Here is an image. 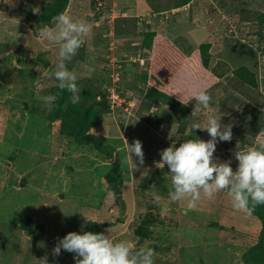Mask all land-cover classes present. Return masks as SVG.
I'll return each mask as SVG.
<instances>
[{"label": "rangeland", "instance_id": "374dc122", "mask_svg": "<svg viewBox=\"0 0 264 264\" xmlns=\"http://www.w3.org/2000/svg\"><path fill=\"white\" fill-rule=\"evenodd\" d=\"M50 1L0 0V74L11 77H0V264H45V260L47 264H76L73 253L62 249L57 257L52 250L69 232L91 231L90 221H100L95 222L99 233L113 241L127 240L137 247L154 249L155 264H246L244 254L257 241L259 220L235 210L226 190L203 199L198 210L185 214L186 201L168 200L171 181L167 166L161 170L155 162L161 159V150L173 142L178 147L192 138V123L203 126L212 112L222 115L223 124L233 125V139L219 142L214 153L219 162L230 160L233 170L238 166L235 151H244L254 146L258 137H264V131H259L252 138L257 128L253 124L259 125L264 119V32L259 31L257 19L264 10V0H192L189 9L194 21L181 11L168 17L161 11L179 0H146L155 11L131 17L127 23L119 9L126 0H120L121 4L116 0L115 5L113 0H101L103 5L97 4L98 8L92 0H69L62 14L88 22L91 31L84 51L78 50L82 58H73L67 67L77 79L109 86L114 104L121 106L125 101L115 90L118 82L143 86L138 75L150 56L135 51L141 44L136 37L118 38L115 34L143 31L145 24L170 35L185 50L211 42L209 69L224 73L218 85L208 90L212 96L208 109L194 100L189 102L200 111L183 134L170 122L163 129L154 124L157 114L167 115L163 103L155 108L153 121H147L142 93L129 90L135 97L122 105L128 114L126 127L120 123L123 111L116 109L91 130L115 147L110 161L94 148H82L61 135L48 117L56 101L49 105L41 99L48 94L57 99L59 93V82L49 75L58 63V48L39 35L43 27L52 26L39 22L44 5ZM127 2L134 5V0ZM242 65L257 72V89L230 87L233 70ZM229 108L231 112H226ZM255 109L260 117L253 113L254 123L248 124ZM239 114L244 118L239 120ZM240 124H247L250 145L241 137ZM137 139L142 142L144 167L150 169L147 176L155 181L162 197L160 206L148 202L151 188L141 190L144 167L132 171L124 163L128 143ZM200 139H210L206 130H201ZM116 160L120 161L116 176L119 193L108 192L103 181ZM148 212L157 216L158 222L151 226L147 238L140 239L134 229ZM25 224L38 232L37 238L27 233Z\"/></svg>", "mask_w": 264, "mask_h": 264}, {"label": "trees", "instance_id": "16d2710c", "mask_svg": "<svg viewBox=\"0 0 264 264\" xmlns=\"http://www.w3.org/2000/svg\"><path fill=\"white\" fill-rule=\"evenodd\" d=\"M149 1L151 2V0ZM191 1L192 0H179L175 6L169 9L182 7L191 3ZM68 2L69 0H51L46 3L39 15V22L44 25H52L54 18L65 11ZM189 19L193 20V16L190 15ZM257 19L260 23L259 31L264 32V10L257 14ZM134 20L137 21L138 19L134 18ZM127 22L128 19H126L125 23ZM133 23L134 24L132 25L134 28H137L138 26L136 22L133 21ZM145 26L146 27L143 31L132 30V32L127 31L126 33H116L117 37H124L128 35L138 36L141 38L140 49L143 52L150 54V65L138 75L143 86H137L136 84L128 86L118 82L115 90L120 98L125 99L124 102H121L124 106L128 104L127 101L130 102L135 97L134 94L128 93L129 90L134 92L139 91L142 93L144 109L148 113L146 120L150 123L154 119L153 115L156 114L154 113L156 110L155 108H158V106L163 103L167 108V112L164 111L167 115L164 116L163 114H160L159 116V114H157L158 117L154 116L156 117L154 124L163 129L166 123L170 122L172 126H178V133L183 134L185 133V127L193 120L190 116L194 107L189 103L187 105L182 104L180 99L188 101L196 92L205 88L209 90L216 87L224 73L214 72L209 69L210 57L212 55L211 42H203L197 47H188V50H185L179 47L175 41L171 39L170 35L163 32L160 33L157 30L152 29L151 25L147 26L145 24ZM259 31L257 34H260ZM83 47L84 46H82L79 50L84 51ZM261 49L264 51V47ZM81 58L82 54H77L74 57V60H80ZM45 64L47 65V63ZM2 66L3 65L0 64V70H2ZM19 69L20 72L24 73L23 68ZM130 69H127L126 72L131 71ZM233 71L234 75L230 83V87L233 90L234 88L238 89V86L240 85L243 89H246V91L247 88L257 89L259 87L257 72L253 71L250 67L242 65ZM0 77L4 80L8 79V77L11 78L10 76H5L3 73L0 74ZM22 81L24 88L28 90L26 85L27 82L25 79H22ZM99 82L91 85L88 82L77 79L76 83L78 87L82 88L81 103L77 105L71 103V93L66 90H61L57 86L59 89L58 97L56 99L57 105L54 106L53 112L49 113L48 117L50 122L54 123V127L61 135H64L66 138L74 141L77 146L82 148H94L99 154L103 155L105 159L110 161L114 157L115 147L111 142L106 141V137L94 134L91 130L103 122L104 119L110 116V114L116 109L123 111L121 116L122 121L120 123L122 128H124L126 127L124 120L127 118L128 114L127 110L124 109L122 105L119 106L117 103H112L110 99L111 89H109V86ZM30 91L34 94V90ZM115 105L116 107L113 108ZM226 110V112H231V108ZM33 111H35V109H33ZM253 113H255L258 118L260 117V112L256 109L251 113L253 118L250 119L247 115L249 118V122L247 123H251V125L254 123ZM238 116H240V114ZM242 118H244V114H241L238 119L240 120ZM258 124L259 125L253 124V126L257 128H255L256 132H252V138L255 137L259 131H264V119L261 123L258 122ZM246 125L247 124L244 126L241 125L243 126V129L240 126H238V128H240L243 132L241 134L242 139H244L247 145H250V132L247 130ZM131 128L134 129L135 126H131ZM195 131V135L189 139L200 138L201 130ZM246 144H243V146ZM119 163L120 161L116 160L113 163L111 170L104 174L103 181L108 184V192L115 191L119 193L121 191V189L118 188L119 182L116 180L118 177L117 167ZM143 179L144 180L141 184L143 188L141 187V190L146 191L151 188L150 185H152L155 181L148 176H145ZM161 180L163 181V179ZM226 193L227 199H231L227 190ZM251 215L259 220L260 229L257 241L250 245V247L246 250L244 260L246 264H264V205L257 206ZM246 216L250 217L248 214H246ZM156 222H158L157 216L153 215L152 212H148L143 216L141 222L135 227V234L138 235L140 239L147 238L151 234V226ZM24 227L27 228V233L29 235L37 238L38 232L36 234L34 228H31L28 224H25ZM89 227L91 232L99 233L100 231L98 224L93 221L89 222Z\"/></svg>", "mask_w": 264, "mask_h": 264}, {"label": "clouds", "instance_id": "9594fccd", "mask_svg": "<svg viewBox=\"0 0 264 264\" xmlns=\"http://www.w3.org/2000/svg\"><path fill=\"white\" fill-rule=\"evenodd\" d=\"M90 31L91 25L88 22L60 14L54 18L52 26L43 27L39 33L45 41L58 48V63L49 75L59 82V89L71 93L70 101L74 105L81 103L82 88L78 87L77 76L68 69L67 63L73 60L86 43ZM41 99L52 105L56 96L48 94ZM192 100L203 109H208L212 96L205 88L196 92L188 101L180 99V102L187 105ZM199 111L195 107L190 118L195 119ZM232 127V124L222 123V115L212 112L207 115L203 126L197 122L191 125L192 132L206 130L210 139H187L178 147L173 142L161 150V159L155 163L157 168L162 170L167 166L169 170L167 173L171 186L168 200L171 203L186 201L185 214L198 210L203 199H212L225 190L237 211L251 215L257 206L264 205V137H258L254 146L244 151H235L234 156L238 161L235 170L230 160L219 162L214 156L219 142H230L233 139ZM126 153L124 163L129 164L132 171H140L144 167L142 142L137 139L128 143ZM149 172L150 169L144 167L141 176H147ZM150 187L151 199L148 202L160 206L162 197L156 191L155 183ZM62 249L74 254L76 264H155L156 257L152 248L137 247L127 240L116 242L103 233L91 231L67 233L58 239L52 254L58 257Z\"/></svg>", "mask_w": 264, "mask_h": 264}, {"label": "crops", "instance_id": "0c3cea01", "mask_svg": "<svg viewBox=\"0 0 264 264\" xmlns=\"http://www.w3.org/2000/svg\"><path fill=\"white\" fill-rule=\"evenodd\" d=\"M119 2H120V4H121V1L120 0H118ZM124 1L125 0H123L122 2L124 3ZM92 2H94L95 4V6L98 8V5L97 4H99V5H103L102 4V1L101 0H92ZM98 2V3H97ZM115 2H116V0H113V5H115ZM112 3V2H111ZM126 3L127 4H125L124 5V7L122 6V7H120L119 9H121V13L122 14H120V17L121 18H123L124 19V21L126 22V19H128V21H129V19L131 18V17H135V16H138V15H149L150 13L149 12H151L152 10L153 11H155L154 10V8L151 6H149V4L146 2V0H134V5L132 6V4L131 3H128L127 2V0H126ZM192 3V2H191ZM191 3H188V4H186V5H184V6H182V7H178V8H172V9H166V10H164V11H162V12H164V15H167V17L168 16H170V15H168L169 13H173V16L174 15H176V16H178L179 15V13H180V11H181V13H183L185 16L184 17H186V18H188L189 19V16L191 15V11H190V6H191ZM123 13H125V15H123ZM190 13V14H189ZM155 14V13H154ZM108 15V14H107ZM193 15V14H192ZM193 17H194V15H193ZM192 21H194V20H192ZM162 33V32H161ZM163 33H165V32H163ZM166 34V33H165ZM129 36V35H128ZM128 36H124L125 38L126 37H128ZM131 37H133L132 35L130 36V37H128L129 39H132ZM137 38L138 39V41H140L141 42V38H139L138 36H134V38ZM135 49V51H137V50H139V52H140V54L139 55H141V54H149V53H146V52H143L141 49H140V47L138 48V47H136V48H134ZM133 49V50H134ZM141 51H142V53H141ZM150 56L148 55L147 56V58L145 59L146 60V62H144V66L142 67V69L144 70V69H147L148 68V66L150 65Z\"/></svg>", "mask_w": 264, "mask_h": 264}]
</instances>
